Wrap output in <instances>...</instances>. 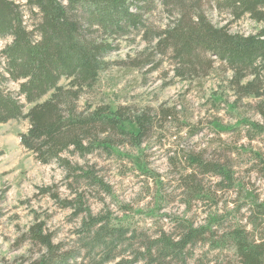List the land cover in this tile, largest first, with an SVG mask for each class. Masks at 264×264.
Here are the masks:
<instances>
[{"label":"trees","instance_id":"trees-1","mask_svg":"<svg viewBox=\"0 0 264 264\" xmlns=\"http://www.w3.org/2000/svg\"><path fill=\"white\" fill-rule=\"evenodd\" d=\"M24 1L22 5L16 0H0V39L12 40L0 52V124L27 121L28 131L19 135L22 147L42 165L57 163L73 174L77 183L110 194L93 167L72 166L66 154L84 159L99 152L128 158L143 175L157 177L143 162L142 147L146 137L159 130V120L172 118L169 111L152 117L111 104L80 107L82 98L96 89L101 75L109 70L107 57L117 50L120 40L140 37L155 51L153 55L169 56L175 76L186 81L208 77L215 58L231 73L228 82L236 97L231 109L253 98L258 100L253 109L264 120V28L256 35L236 33L228 26L213 24L205 9L214 5L233 22L249 16L264 23V0H156L167 18L162 30L150 28L147 9L152 8V0ZM11 85L17 89L12 90ZM238 125L252 128L257 136L264 133V126L248 119ZM216 127L221 132L234 130ZM128 144L137 156L119 151V146ZM186 160L187 172L180 183L191 201L211 200L199 181L201 176L220 178V187L236 186L227 163L206 162L201 157ZM77 196L64 202L63 208L86 216L77 241L84 257L79 252L61 253L53 237L37 224L29 235L43 250L27 264H69L76 258L110 264L128 251L133 253L129 264H189L199 245L210 252L230 253L234 264H264V202L255 197L249 200L250 230L239 221L228 222L224 215L214 214L205 225L177 221L174 233L149 238L137 235L117 218L93 216L84 208L81 195ZM52 198L58 200L57 195Z\"/></svg>","mask_w":264,"mask_h":264},{"label":"rangeland","instance_id":"rangeland-1","mask_svg":"<svg viewBox=\"0 0 264 264\" xmlns=\"http://www.w3.org/2000/svg\"><path fill=\"white\" fill-rule=\"evenodd\" d=\"M16 1L25 4L24 0ZM152 5L147 9L150 28L162 30L167 18L156 0H152ZM205 9L213 24L228 26L236 33L256 35L264 28V23H257L249 16L233 22L214 5ZM27 23L31 26L29 19ZM11 41L0 39V52ZM117 43V50L107 57L111 63L109 70L101 75L96 89L82 98L80 107L111 104L113 108L129 107L137 114L145 112L152 117L159 116L162 110L169 111L172 118L159 120V130H153L142 147V160L157 177L143 175L128 158L99 152L84 159L65 155L72 166L93 167L109 187L107 194L77 183L73 174L55 162L40 164L20 144L19 135L29 128L27 121L0 124V264H27L40 256L42 247L29 235L37 224H42L45 233L53 237L61 253L79 252L84 257L77 241L86 216H76L74 209L63 208L64 202L74 201L77 195H81L84 208L90 209L93 216L117 218L137 235L149 238H156L162 232L174 233L177 221L205 225L214 214L247 226L249 200L255 197L264 202V133L257 136L252 128L238 125L240 120L248 119L264 126V120L253 109L258 100H243L232 110L236 97L228 82L231 73L215 58L208 77L186 81L175 76V65L169 56L153 55L155 51L140 37ZM147 59L149 62L145 63ZM10 88L16 90L17 86ZM216 125L234 130L221 132ZM119 151L132 157L138 155L129 144L119 146ZM187 157L227 163L235 174L236 186L220 187V178L204 175L199 181L211 200L191 201L180 183L181 175L187 172ZM193 252L189 264L235 262L230 253L210 252L203 245L195 247ZM132 255L128 251L110 264H129ZM69 264L90 263L76 258Z\"/></svg>","mask_w":264,"mask_h":264}]
</instances>
